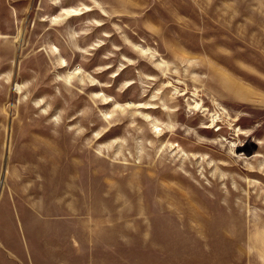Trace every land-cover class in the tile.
Returning <instances> with one entry per match:
<instances>
[{
  "label": "rangeland",
  "instance_id": "1",
  "mask_svg": "<svg viewBox=\"0 0 264 264\" xmlns=\"http://www.w3.org/2000/svg\"><path fill=\"white\" fill-rule=\"evenodd\" d=\"M91 239L264 264V0H0V264Z\"/></svg>",
  "mask_w": 264,
  "mask_h": 264
},
{
  "label": "crops",
  "instance_id": "2",
  "mask_svg": "<svg viewBox=\"0 0 264 264\" xmlns=\"http://www.w3.org/2000/svg\"><path fill=\"white\" fill-rule=\"evenodd\" d=\"M88 245L90 247L88 250L78 249L74 252V264H165L162 261L164 259L161 255L162 251L154 252L147 247H143V249L118 248L111 243L106 248H97L93 239L89 241ZM64 264H68V262L66 261Z\"/></svg>",
  "mask_w": 264,
  "mask_h": 264
}]
</instances>
